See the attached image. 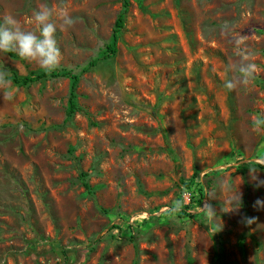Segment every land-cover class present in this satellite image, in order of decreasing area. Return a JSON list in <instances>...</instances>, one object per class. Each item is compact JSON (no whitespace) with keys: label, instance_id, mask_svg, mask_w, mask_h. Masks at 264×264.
<instances>
[{"label":"rangeland","instance_id":"374dc122","mask_svg":"<svg viewBox=\"0 0 264 264\" xmlns=\"http://www.w3.org/2000/svg\"><path fill=\"white\" fill-rule=\"evenodd\" d=\"M129 3L117 52L82 72L105 50L122 0H0V18L37 35L31 18L51 8L55 69L80 74L68 119V77L0 88V264H264V209L253 207L264 187L246 162L264 179V126L252 124L264 115V0ZM239 35L257 73L229 91ZM12 53L0 52L10 79L44 70ZM237 190L239 212L225 213Z\"/></svg>","mask_w":264,"mask_h":264},{"label":"clouds","instance_id":"9594fccd","mask_svg":"<svg viewBox=\"0 0 264 264\" xmlns=\"http://www.w3.org/2000/svg\"><path fill=\"white\" fill-rule=\"evenodd\" d=\"M58 15L64 26L70 27L75 23V19L64 10H61ZM52 16L53 10L47 6L41 7L34 13L30 22L36 24L39 35L32 31L23 30L17 19L12 15H5L0 18V52L15 51L22 59L36 62L45 71L55 70L61 60V51L55 39L57 25L52 21ZM232 29L233 26L227 21L222 25V31L226 33H230ZM232 43L233 53L240 58V62L227 66V71L238 73L236 79H228L224 82L223 87L229 91L234 90L238 85L247 88L257 73V65L252 62L254 53L244 46L245 37L243 35L234 36ZM10 86V74L6 70L0 69V88L6 89ZM5 98L10 99V93L6 92ZM252 124L255 130H259L261 126H264V115L255 117ZM246 162L249 165L250 176L256 187H264V179H260L257 174L258 168L252 166L255 164V161ZM207 195L209 200L216 197L215 192H209ZM241 204L242 193L237 190L224 202L225 206L222 211L225 213L239 212ZM253 207L264 209V199L258 198L254 201ZM201 211L209 219L211 227L217 217L212 204L205 203L201 207ZM255 219V217H243L242 221L247 226L254 223ZM215 227L220 228V225H216Z\"/></svg>","mask_w":264,"mask_h":264},{"label":"trees","instance_id":"16d2710c","mask_svg":"<svg viewBox=\"0 0 264 264\" xmlns=\"http://www.w3.org/2000/svg\"><path fill=\"white\" fill-rule=\"evenodd\" d=\"M122 11L119 13L112 30V34L110 37V40L105 45V50L102 51L100 56L98 58L92 59L88 62V64L82 69V72L88 70L91 67H94L100 60H105L113 56L117 52V39L119 37V34L124 26V16L128 10L129 7V0H122ZM12 55H14L11 52ZM56 77H68L70 86H69V95L66 105V119H68L70 116H72L78 109V103L76 100L77 94H76V87L79 82L80 74H74L67 70H52V71H45L41 70L40 72H30L29 74L25 76L18 75L16 72L12 73L11 80L13 83L21 85V86H27L29 84H32L36 81L48 79V78H56ZM84 176V175H81ZM183 184L185 186H189V183L184 181ZM84 187L89 190V185L87 183H84ZM203 198V191L202 189H199L198 196L196 198L197 204L200 203V199ZM194 201V200H193ZM193 203V202H192ZM116 226V225H113Z\"/></svg>","mask_w":264,"mask_h":264}]
</instances>
